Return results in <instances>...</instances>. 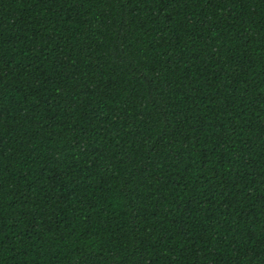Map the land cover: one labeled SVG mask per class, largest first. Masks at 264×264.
Segmentation results:
<instances>
[{"label":"trees","instance_id":"1","mask_svg":"<svg viewBox=\"0 0 264 264\" xmlns=\"http://www.w3.org/2000/svg\"><path fill=\"white\" fill-rule=\"evenodd\" d=\"M0 264H264V0H0Z\"/></svg>","mask_w":264,"mask_h":264}]
</instances>
